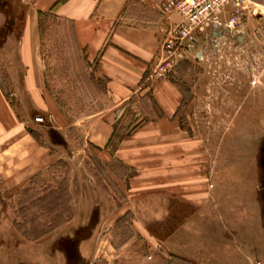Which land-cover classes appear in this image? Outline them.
<instances>
[{
    "label": "rangeland",
    "instance_id": "obj_1",
    "mask_svg": "<svg viewBox=\"0 0 264 264\" xmlns=\"http://www.w3.org/2000/svg\"><path fill=\"white\" fill-rule=\"evenodd\" d=\"M30 4V0H0V48L21 34ZM138 10L143 13L132 23L158 16L147 5ZM251 14L244 16L240 32L221 29L215 34L208 27L169 74L183 90L179 123L207 160L213 196L208 208L194 212L175 203L167 210L156 209L151 200L137 211L147 217L149 233L168 238L171 253L187 255L199 264H264V11L260 16ZM44 27L40 37L44 91L61 118L56 121L37 110L35 132L41 141L50 137L63 145L65 158L43 172L33 187H55L65 179L73 218L30 242L13 225L14 219L28 217L24 211L18 213V193L0 195V264H135L150 251L131 226L133 212L114 219L111 214L124 200L123 178L132 171L99 160L81 132L108 101L101 92L104 81L95 77L94 61H88L76 45L70 21L49 16ZM0 68L5 76L6 69ZM4 85L9 92L8 82ZM134 102L121 113L118 133L123 128L129 132L140 119L153 116L142 112L136 106L139 102L131 107ZM50 128L57 129L50 132ZM221 220L227 226H221Z\"/></svg>",
    "mask_w": 264,
    "mask_h": 264
},
{
    "label": "crops",
    "instance_id": "obj_2",
    "mask_svg": "<svg viewBox=\"0 0 264 264\" xmlns=\"http://www.w3.org/2000/svg\"><path fill=\"white\" fill-rule=\"evenodd\" d=\"M30 1L21 34L12 44L0 48V67L7 71L5 82L9 86L6 93L0 84L2 197L21 191L33 176L46 172L52 164L65 158L63 145L50 137L39 141L30 132L36 130L34 113L37 110H44L49 118L56 121L61 118L45 95L38 29L39 12L47 11L57 0ZM165 1L62 0L56 9L58 18L72 22L76 45L88 61H94V75L105 83L108 101L90 116L81 132L83 141L96 152L99 160L116 162L132 171L123 178L124 200L113 208L111 214L114 219L125 211L133 212L131 226L135 227V235L142 238L143 247L150 251L141 255L135 264H166L173 249V245L167 244L168 238L164 240L148 232L147 217L137 212L145 202L153 200L156 209L164 210L169 204H182L198 212L207 209L213 197L208 183L210 173L205 165L207 160L197 153V141L189 136L177 118L183 101L181 86L170 75L156 81L150 76L158 58L161 39L179 21L177 13L162 9ZM142 5L155 10L158 16L146 18L143 24L132 23L143 13L138 10ZM252 9L260 16L264 3L251 0L244 11L245 16ZM228 12L229 7L226 6L220 15L221 24L213 25L212 33L226 30L224 23ZM253 13L251 15H255ZM132 97L140 105L133 101L135 104L131 107L136 105L145 114L153 113V116L143 119L126 132L115 148L107 146L113 125L120 118L121 113L118 114L117 109ZM261 198L264 202L263 193ZM190 217L189 214L187 221ZM105 222L108 224L107 220ZM225 222L221 220L220 225L227 226ZM110 226L109 223L106 230H110Z\"/></svg>",
    "mask_w": 264,
    "mask_h": 264
},
{
    "label": "trees",
    "instance_id": "obj_3",
    "mask_svg": "<svg viewBox=\"0 0 264 264\" xmlns=\"http://www.w3.org/2000/svg\"><path fill=\"white\" fill-rule=\"evenodd\" d=\"M61 2L62 0H57L48 8L47 11L39 12L38 29L41 39L45 31V27H44L45 20L49 16H52V19L57 17V15H55L56 9ZM63 21L68 22L67 20H63ZM2 72L3 71H1L0 69V84L3 90L7 93L6 90L7 88L4 85L6 75L3 76L1 74ZM97 84H99L97 85L99 87L100 83L97 82ZM102 84L104 88H101V92L103 90L102 93L106 94L105 83L103 82ZM133 100H135L134 97H132L128 102L124 103L121 106V108H118L117 109V111H119L118 113L119 114L123 113L121 112L122 109L125 110L126 107H129L130 104L133 102ZM142 120L143 118L140 119V121L136 122V124L141 122ZM118 125H119V119L113 125V131L107 143V146H111L112 148L116 147L118 141L127 132V130L123 128V130H121L123 132L118 133V130H120L121 128ZM30 132L37 140H39L34 130H30ZM57 162L52 164L51 167L54 166ZM40 178H42V173L36 174L31 178L29 185L27 187L17 192L18 193L17 195H19L18 200L16 202L18 213L20 212L23 213L24 211V213L28 214V217L25 216L24 220L21 221H17L14 219L13 225L18 230L20 236L29 241H34L44 236H47L58 227L71 221L73 218V210L70 205L71 197L66 180L62 179L60 181H57L55 187L44 184L43 187H40L39 189L38 188L35 189L33 187L34 182ZM166 264H199V263H196L186 257L171 253Z\"/></svg>",
    "mask_w": 264,
    "mask_h": 264
},
{
    "label": "built area",
    "instance_id": "obj_4",
    "mask_svg": "<svg viewBox=\"0 0 264 264\" xmlns=\"http://www.w3.org/2000/svg\"><path fill=\"white\" fill-rule=\"evenodd\" d=\"M250 3L251 0H166L162 9L177 13L179 21L160 43L157 61L150 72L151 79L156 81L168 77L184 54L194 49L199 35L208 27L221 24L220 15L226 6L229 12L224 23L225 31L240 32L244 11ZM35 120L42 121V118L35 117Z\"/></svg>",
    "mask_w": 264,
    "mask_h": 264
}]
</instances>
